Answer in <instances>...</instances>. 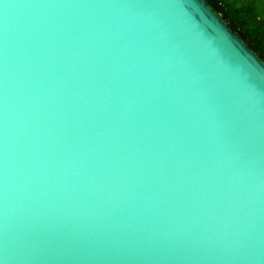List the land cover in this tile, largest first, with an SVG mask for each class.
Wrapping results in <instances>:
<instances>
[{
  "label": "water",
  "instance_id": "water-1",
  "mask_svg": "<svg viewBox=\"0 0 264 264\" xmlns=\"http://www.w3.org/2000/svg\"><path fill=\"white\" fill-rule=\"evenodd\" d=\"M0 264H264V60L207 0H0Z\"/></svg>",
  "mask_w": 264,
  "mask_h": 264
},
{
  "label": "rangeland",
  "instance_id": "rangeland-1",
  "mask_svg": "<svg viewBox=\"0 0 264 264\" xmlns=\"http://www.w3.org/2000/svg\"><path fill=\"white\" fill-rule=\"evenodd\" d=\"M210 1L244 34L246 43L252 49L264 54V0Z\"/></svg>",
  "mask_w": 264,
  "mask_h": 264
},
{
  "label": "flooded vegetation",
  "instance_id": "flooded-vegetation-1",
  "mask_svg": "<svg viewBox=\"0 0 264 264\" xmlns=\"http://www.w3.org/2000/svg\"><path fill=\"white\" fill-rule=\"evenodd\" d=\"M207 1H208L209 3H211V5L215 6L217 10H219V8L217 7V5H215L214 3H212L210 0H207ZM261 9H262V8H261ZM219 11H220V10H219ZM225 19L227 20V23H228V24H234V23H232L227 17H225ZM238 31H239V30H238ZM239 32H240V31H239ZM240 35H241V37H243L244 40L246 39L243 33L240 32ZM245 42H246V40H245ZM260 55H261L262 59L264 60V54H263L262 51H260Z\"/></svg>",
  "mask_w": 264,
  "mask_h": 264
}]
</instances>
